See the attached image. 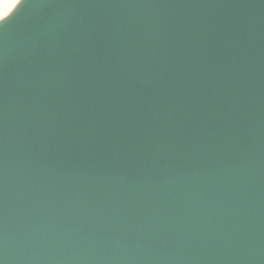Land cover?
<instances>
[{
	"label": "water",
	"instance_id": "water-1",
	"mask_svg": "<svg viewBox=\"0 0 264 264\" xmlns=\"http://www.w3.org/2000/svg\"><path fill=\"white\" fill-rule=\"evenodd\" d=\"M2 18L0 264H264V0Z\"/></svg>",
	"mask_w": 264,
	"mask_h": 264
},
{
	"label": "rangeland",
	"instance_id": "rangeland-1",
	"mask_svg": "<svg viewBox=\"0 0 264 264\" xmlns=\"http://www.w3.org/2000/svg\"><path fill=\"white\" fill-rule=\"evenodd\" d=\"M18 0H0V18L5 16Z\"/></svg>",
	"mask_w": 264,
	"mask_h": 264
},
{
	"label": "snow or ice",
	"instance_id": "snow-or-ice-1",
	"mask_svg": "<svg viewBox=\"0 0 264 264\" xmlns=\"http://www.w3.org/2000/svg\"><path fill=\"white\" fill-rule=\"evenodd\" d=\"M0 19H3V18H0Z\"/></svg>",
	"mask_w": 264,
	"mask_h": 264
}]
</instances>
